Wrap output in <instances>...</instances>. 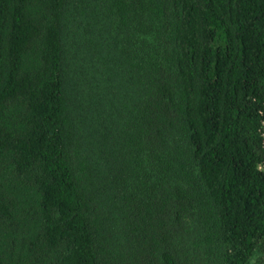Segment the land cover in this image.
I'll list each match as a JSON object with an SVG mask.
<instances>
[{"label": "trees", "instance_id": "obj_1", "mask_svg": "<svg viewBox=\"0 0 264 264\" xmlns=\"http://www.w3.org/2000/svg\"><path fill=\"white\" fill-rule=\"evenodd\" d=\"M0 264H264V0H0Z\"/></svg>", "mask_w": 264, "mask_h": 264}]
</instances>
